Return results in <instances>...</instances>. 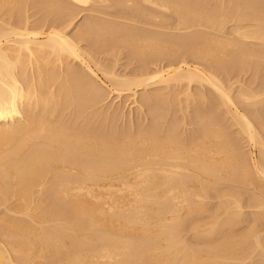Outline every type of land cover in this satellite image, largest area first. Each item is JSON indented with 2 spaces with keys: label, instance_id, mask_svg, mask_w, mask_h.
<instances>
[{
  "label": "bare ground",
  "instance_id": "6f19581e",
  "mask_svg": "<svg viewBox=\"0 0 264 264\" xmlns=\"http://www.w3.org/2000/svg\"><path fill=\"white\" fill-rule=\"evenodd\" d=\"M0 12V264H264V0H0ZM116 44L126 62L103 63ZM104 86L143 116L115 122L118 108H97ZM196 99L197 127L180 133L175 112ZM227 115L257 160L227 140ZM221 182L261 185L246 192L254 210ZM213 190L216 211L183 239Z\"/></svg>",
  "mask_w": 264,
  "mask_h": 264
},
{
  "label": "rangeland",
  "instance_id": "374dc122",
  "mask_svg": "<svg viewBox=\"0 0 264 264\" xmlns=\"http://www.w3.org/2000/svg\"><path fill=\"white\" fill-rule=\"evenodd\" d=\"M82 11V10H81ZM80 11V12H81ZM89 11V10H88ZM80 12H79V14L77 15V18L76 19H74L73 20V22H72V24L73 25H78L77 23H81L80 21H81V19L83 20L84 18H85V16L87 15V14H90V13H92L93 11H89V13H87V11L86 10H83V12H81V14H80ZM86 15H85V14ZM0 14H1V12H0ZM81 16V17H80ZM74 21H76L75 23H74ZM71 24V25H72ZM230 23H228L227 25H229ZM72 25V26H73ZM72 26H70V27H72ZM68 30V32H70L71 31V29H70V31H69V28L67 29ZM181 31V30H180ZM186 31V30H185ZM184 30H183V32H185ZM84 42V41H83ZM83 42L81 43V44H83ZM117 45V46H116ZM116 45H114L113 47H111L112 49V52H111V55L108 53V52H106V53H108V54H106V53H100L101 54V57H100V60L104 63V61H105V59L106 58H108V57H111V58H108L109 59V61L108 62H110L111 60L112 61H115V64H117L118 66L123 62V63H125L126 62V55H127V53H126V47L124 48L123 46H121V45H119V44H116ZM121 47H119V46ZM115 46H116V48H115ZM117 48H118V50H117ZM122 49H123V51H122ZM121 51V52H120ZM124 52H125V54H124ZM100 54H99V56H100ZM106 55L105 56V59H104V56L103 55ZM109 55V56H108ZM114 56V57H113ZM103 57V59H101ZM116 57L118 58L117 59V61H119V62H117L116 61ZM122 57V58H121ZM189 57V56H188ZM188 57H186L185 56V58H187V59H191L190 57L188 58ZM125 60V61H124ZM112 61H111V63H112ZM107 62V63H108ZM106 63V62H105ZM114 63V62H113ZM80 64H82V63H80L79 61H78V63L77 62H75V65H80ZM114 64V65H115ZM177 64L175 63V64H173L172 65V67H174V66H176ZM83 67V68H85V70L87 69V67L84 65V64H82V65H80V67ZM117 67V66H116ZM97 71V70H96ZM239 72H241L240 73V75L238 76V77H241V80H242V78L243 79H245L246 78V80L248 79V75H249V78H251L252 77V75L250 76V74H249V71H248V73L246 74V73H243L242 74V72L243 71H239ZM100 73V74H99ZM235 73V72H234ZM97 74L100 76V77H102V79H104L103 78V75L101 76V72H99V71H97ZM232 77H231V76ZM229 76L227 75L226 77H225V80H226V78L228 79V80H226L227 81V83H229L230 82V80H232V81H234V80H236L237 79V77L235 76V74H230ZM232 78V79H231ZM258 78V79H257ZM256 79L257 80H260L262 77L259 75L258 77H257ZM260 78V79H259ZM98 79V78H97ZM234 79V80H233ZM254 84H252L253 86L254 85H256L257 83H258V81L256 82H253ZM228 85V84H227ZM235 86L237 85V84H234ZM233 85V86H234ZM234 86V87H235ZM105 87V86H104ZM107 87V86H106ZM105 87V89L106 90H108L107 92H106V95L107 96H105V99L103 98V100L102 101H100V102H102V103H99V104H97V108H101V109H103L106 113H108V114H111V113H113L114 111H116L117 110V108H118V113H117V118L115 119V122H117L118 124H122V122H124V123H127L129 120L130 121H136L137 119H138V117H140V116H143V115H141L142 114V112H139V113H137V111H136V109H132V108H135L136 106H134V105H136V103H134L133 102V99L131 98V97H133V96H129L128 95V93L126 92V93H123V95H118L117 94V92L116 91H111V92H109V88L107 87L106 88ZM210 86H206V90H207V88H209ZM234 87L232 88L233 90H234V94L236 93L235 91H237V90H235L234 89ZM210 89V91H212L213 89L210 87L209 88ZM208 89V90H209ZM237 89V88H236ZM142 91L143 89H138V91L137 92H140V91ZM208 90H207V92H208ZM109 93V94H108ZM141 93V92H140ZM140 93H137V94H140ZM127 95V96H126ZM120 96V97H119ZM122 96V97H121ZM181 96H182V94H181ZM127 97V98H126ZM184 99V98H183ZM198 100V101H197ZM201 99H196V100H194V102L193 103H191L192 104V106L191 105H189L190 107H187V110L186 111H176L175 112V114H177V116H178V118L180 117V122H182V124L181 123H179L180 125L176 128L177 129V131H179L180 133H182V132H184V130H185V127H184V125L186 126V129H188L189 127H191L189 130H186L187 132L188 131H191V129H193V128H195V127H197V125L196 124H194V123H192V122H190L191 120H192V116L190 117V115H192V112L191 111H193V109H194V105L195 104H203V99L200 101ZM131 102H133V103H131ZM109 107H108V106ZM105 106H106V108H105ZM177 107V106H176ZM110 108V109H109ZM172 108V107H171ZM189 108H190V110H189ZM191 108H193V109H191ZM120 109V110H119ZM167 110V109H166ZM136 111V112H135ZM188 111V112H187ZM111 112V113H110ZM117 112V111H116ZM184 112V113H183ZM243 112V111H242ZM121 113V114H120ZM125 113V114H124ZM187 113H189V114H187ZM191 113V114H190ZM137 114V115H136ZM140 114V115H139ZM144 114V113H143ZM187 114V116H185ZM181 115H182V120H181ZM260 116H259V118H255V121L258 123L260 120H263V114L262 113H260L259 114ZM134 116V117H133ZM138 116V117H137ZM186 117V118H185ZM120 118V119H119ZM189 118H190V120H189ZM224 118L227 120H224V123L226 122V124H225V127H224V131L226 132V133H224L226 136V138H227V140H229L231 137V140H233L234 139V141H240V143H239V145L241 146V144H243L241 147H242V149L243 150H245V151H247V150H249V152H250V155H251V153L253 152V153H255L254 154V159L255 160H257L256 158H258V156L256 155V154H258V153H256V152H258L256 149H253V147L248 143V141L246 140V138L244 137V134H243V132L241 133V132H239V126L238 125H236L235 123H233V121H232V119H230V118H228V115L225 117L224 116ZM118 119V120H117ZM128 121H127V120ZM133 119V120H132ZM125 120V121H124ZM230 122H229V121ZM127 121V122H126ZM146 121V119L144 120V122ZM183 121H184V123H183ZM187 122H190V123H187ZM255 122V124H256V126L258 127V124ZM230 123H232V125L230 124ZM187 124H189V125H187ZM192 124V125H191ZM183 126V127H182ZM188 126V127H187ZM228 126V127H227ZM180 127V128H179ZM181 127L182 128H184V130L183 129H181ZM193 127V128H192ZM259 127H261L260 125H259ZM258 127V129L260 130V133H261V136H263L264 134V130H263V128H259ZM179 129H181V130H179ZM231 129V130H230ZM183 130V131H182ZM233 130H234V132H233ZM263 130V131H262ZM186 131L184 132V133H186ZM228 132H230V133H228ZM227 133H228V135H227ZM235 134H237L236 135V139H235ZM241 136H240V135ZM263 134V135H262ZM231 135V136H230ZM233 135V136H232ZM229 136V137H228ZM240 137H242V138H240ZM264 137V136H263ZM231 140H229V141H231ZM247 143V144H246ZM248 146H249V148H248ZM252 150V151H251ZM248 152V151H247ZM256 156V157H255ZM257 162V161H256ZM260 182V181H259ZM222 183H224V182H221V184H219L218 186V189H220V190H222V191H229V190H233V189H235V187L236 186H238V185H240V186H238V187H236L237 189L240 187V190L241 191H243L244 189H246L245 190V193L247 192L249 195L251 194V193H254V192H259V187L261 186V185H259V186H254L253 184H250V186H248L249 184L248 183H246L247 185H245V184H242V183H235L232 187H227V188H224V186L226 187V185L224 184H222ZM261 184H262V188L263 189H261V187H260V189H261V191H260V193H263L262 195L264 196V187H263V185H264V183H262L261 182ZM253 186V187H252ZM234 187V188H233ZM257 187V188H256ZM253 190H252V189ZM252 190L253 192H251V191H249V190ZM236 190V189H235ZM249 192H248V191ZM213 191H215V190H213ZM213 191H211V193H210V195H208V196H210V197H208V198H206V197H204L205 199H203V202H205L204 203V206H203V208H204V210H203V208L201 209V208H196V211H195V208L192 210V211H190L188 214L187 213H185L184 214V216L185 217H187V218H185L184 217V229H182L181 230V237L183 238V239H186V240H196L194 237H193V232H192V227L194 226V223L196 224V223H198V224H201L202 223V221L203 222H206L207 221V219L209 220V218H210V216H209V214L210 213H212V212H214V211H216V209H217V207H218V205H216V204H218L219 203V199L218 198H220V197H218V196H215V195H217V194H215L216 193V191L215 192H213ZM263 191V192H262ZM257 192V194L256 195H259L260 193H258ZM213 193V194H212ZM244 193V191L242 192V196H244L243 197V199L245 198V200H246V202H244L245 200H243V207H242V211H243V213L246 215V214H250L251 213V211H252V209L254 210V205H253V203H252V201H250V202H248L249 200H248V198H246V197H248V194L246 193L245 194ZM216 197H218L217 199H216ZM212 198V199H211ZM232 198V197H231ZM208 199V200H207ZM220 199H222V198H220ZM216 200H218L217 202H216ZM208 203V204H207ZM247 203V204H246ZM212 205V206H211ZM248 205V206H247ZM253 205V206H252ZM217 206V207H216ZM247 206V207H246ZM252 208V209H251ZM199 210V211H198ZM213 210V211H212ZM247 210V211H246ZM250 211V212H249ZM205 212V213H204ZM206 216V217H205ZM207 216H208V218H207ZM191 217V218H190ZM195 220H197V222L195 221ZM200 223H199V222ZM187 223V224H186ZM190 224V225H189ZM193 225V226H192ZM191 228H190V227ZM201 227V226H200ZM204 227V226H203ZM184 236V237H183ZM191 239H190V238Z\"/></svg>",
  "mask_w": 264,
  "mask_h": 264
}]
</instances>
